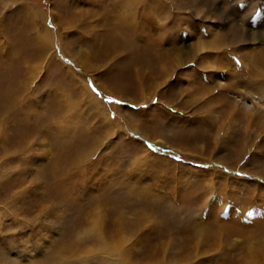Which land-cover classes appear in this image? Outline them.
<instances>
[{"label": "rangeland", "instance_id": "obj_1", "mask_svg": "<svg viewBox=\"0 0 264 264\" xmlns=\"http://www.w3.org/2000/svg\"><path fill=\"white\" fill-rule=\"evenodd\" d=\"M122 2L0 0V264H264V0Z\"/></svg>", "mask_w": 264, "mask_h": 264}, {"label": "bare ground", "instance_id": "obj_2", "mask_svg": "<svg viewBox=\"0 0 264 264\" xmlns=\"http://www.w3.org/2000/svg\"><path fill=\"white\" fill-rule=\"evenodd\" d=\"M121 1H123L122 2V6H121V8L117 5V9L119 10V14H120V16H125L126 15V13H125V10H130L131 9V7H135V3H133L132 1L133 0H121ZM113 6H115V5H113ZM94 9V8H93ZM99 11V10H98ZM88 12V11H87ZM84 13H86V12H84ZM128 14V13H127ZM85 15V14H84ZM129 15V14H128ZM87 17V16H86ZM69 18H71L70 16H69ZM125 18V17H124ZM68 20V19H67ZM121 20V19H120ZM47 30V29H46ZM118 30V29H117ZM240 33H241V31L240 30H238ZM111 32V31H110ZM243 32V31H242ZM146 36V35H145ZM245 36H249V35H245ZM255 35H254V33H253V36L250 38V39H253L254 40V37ZM41 38V37H40ZM123 38V37H122ZM103 39H104V41L102 42V43H104L103 45L104 46H102L103 48H105L106 50H107V52H105L106 54L107 53H109V52H111V51H116L117 53H118V50L119 51H123V47H124V43L122 42V40L120 41V42H116V36H115V34H114V32H112V33H109V34H107V35H105L104 37H103ZM129 39V38H128ZM131 42V41H130ZM135 42V41H134ZM44 43H45V45L47 46L48 45V41H46L45 42V40H44ZM101 43V44H102ZM213 44H216V43H213V42H209V47H210V45H213ZM98 45V44H97ZM97 45H96V47H97ZM100 47V46H99ZM47 48V47H46ZM157 49V48H156ZM155 49V54L156 55H154V63L153 64H156V71H157V76H158V78L160 79V81L163 83V82H165V80H166V78L168 77V74L172 71L173 72V68H176L177 66H180V65H182V64H185L187 61H186V59H187V56H189L188 55V51L187 50H185V51H183V50H179V52L177 53V54H175V53H170L169 52V54H171V56H169V55H165L162 51H160L159 49L158 50H156ZM43 51V50H42ZM98 51H99V48H98ZM101 51V50H100ZM176 52V51H175ZM102 53V52H101ZM100 53V54H101ZM116 53V54H117ZM166 53V52H165ZM111 54V53H110ZM109 54V55H110ZM107 56V55H106ZM115 56V55H114ZM263 56V55H262ZM264 59V58H263ZM220 60V59H219ZM264 61V60H263ZM222 62V61H221ZM211 63V62H210ZM218 63V62H217ZM146 63L144 62L143 63V65H145ZM220 64V63H219ZM223 71V70H222ZM258 83V82H257ZM254 84V83H253ZM258 84H260V83H258ZM216 85H219V86H221V84L219 83V82H217L216 83ZM234 85V84H233ZM10 86V85H9ZM237 86H238V84H237ZM202 88H203V90H201V91H205V94H207V95H214L213 96V98L214 99H216V100H218V101H221L222 100V97H220L219 98V95H217V92H211V91H213V88L215 87H206V85L204 86H201ZM235 87H236V85H235ZM6 88V87H5ZM85 88V87H84ZM83 88V89H84ZM262 88H264V81H262L261 82V85L259 86V87H257V89H262ZM221 90V89H220ZM222 91V90H221ZM89 92V91H88ZM85 94H87V93H85ZM17 95V94H16ZM221 95V94H220ZM225 95V94H224ZM6 96V95H5ZM90 96V95H89ZM93 96V95H92ZM223 96V95H222ZM7 97V96H6ZM10 98V97H9ZM93 99H94V97H92ZM7 99V98H6ZM5 98H3V97H1L0 98V115H3L4 113H5V111L7 110V108L8 107H10L9 106V104H7V103H3L4 101H7ZM12 99V98H11ZM95 100V103L96 104H94L93 105V108H94V111H95V115L100 119V120H102V123H103V126L106 128V131L108 132V133H110L111 131H112V129L109 127V124H108V122H110L111 120H110V118L109 117H107L105 114H103L104 113V111L103 110H101V108L100 107H98V104H99V102H97V100L96 99H94ZM235 101H227L226 103H224L225 105H227V108H228V110H230V112H234L235 113V115L236 114H238V113H236L235 111H233V110H235V109H237V103H234ZM91 103V102H90ZM11 105V104H10ZM11 108V107H10ZM97 111V112H96ZM243 111V110H242ZM264 121V120H263ZM263 121H261L260 123V127H261V125H264V122ZM221 124V123H220ZM208 133H209V131H208ZM149 153V152H148ZM140 157V156H139ZM62 158V157H61ZM81 158V157H80ZM77 159V158H76ZM69 160V159H68ZM79 159H77V160H74V158H73V162H76V161H78ZM71 161V160H70ZM72 162V163H73ZM62 187H66L65 185H63ZM68 187V186H67ZM65 189V188H64ZM58 197V196H57ZM56 203H57V200H56ZM91 210V209H90ZM92 215V214H91ZM98 218V217H97ZM92 221V224H91V226L89 227V231H93V232H95V231H98V229L100 228V225H99V220H97V219H93V220H91ZM120 222H121V220H120ZM120 224V223H119ZM118 227V226H117ZM263 227V230H264V226H262ZM118 229V228H117ZM118 237H121V235L120 236H118ZM118 237H116V238H118ZM113 238H115V237H113ZM99 239V238H98ZM259 247L263 250V252H264V234L262 235V238L260 239V243H259ZM262 262H264V254H263V256H262Z\"/></svg>", "mask_w": 264, "mask_h": 264}, {"label": "snow or ice", "instance_id": "obj_3", "mask_svg": "<svg viewBox=\"0 0 264 264\" xmlns=\"http://www.w3.org/2000/svg\"><path fill=\"white\" fill-rule=\"evenodd\" d=\"M117 103H119V101H117Z\"/></svg>", "mask_w": 264, "mask_h": 264}]
</instances>
